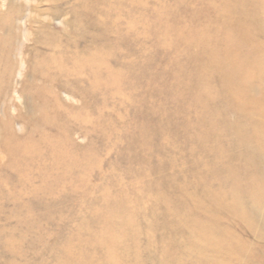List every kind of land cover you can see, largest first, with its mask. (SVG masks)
Instances as JSON below:
<instances>
[{"label": "rangeland", "instance_id": "1", "mask_svg": "<svg viewBox=\"0 0 264 264\" xmlns=\"http://www.w3.org/2000/svg\"><path fill=\"white\" fill-rule=\"evenodd\" d=\"M179 1L0 0V264H101L113 255L124 257L122 264L181 259L183 236L173 238L170 228L163 242L166 230L149 227L148 209L138 218L137 237L121 232L118 247L100 249L93 238L105 223L132 215L133 208L115 214L124 198L158 200L145 187L192 164L167 168L175 158L168 154L172 134L161 135L156 121L168 113L165 123L182 130V145L198 124L194 112L177 110L180 100L171 95L180 49L168 51L155 39L164 7L177 28ZM92 57L93 72L74 69L71 58ZM118 72L132 88L108 82ZM31 148L34 154L23 152ZM56 149L63 160L52 156ZM256 169L264 185V165ZM161 193L177 197L173 188ZM261 211L255 228L263 230Z\"/></svg>", "mask_w": 264, "mask_h": 264}, {"label": "bare ground", "instance_id": "2", "mask_svg": "<svg viewBox=\"0 0 264 264\" xmlns=\"http://www.w3.org/2000/svg\"><path fill=\"white\" fill-rule=\"evenodd\" d=\"M128 1L132 0L117 3ZM177 7L181 11L177 28L169 25L167 19L173 13L164 7L165 15L160 13L155 22V39L168 51H181L176 57L179 66L171 95L180 100L178 111L184 106L185 112L195 113L198 124L184 137L186 144L198 143L200 149L195 152L187 150L185 142L182 145V130L175 123H165L168 113L157 117L160 134H172L168 154L175 158L167 168L175 170L188 161L192 164L174 171L168 181L145 187L155 190L158 200L146 197L134 204L124 198L115 206V214L133 208L132 215L105 223L93 236L94 245L99 249L118 247L115 238L121 232L137 237L141 231L138 218L148 209L149 227L166 230L163 242L170 228L175 231L173 238H184L179 247L181 259L175 264H264V250L259 251L264 247V229L255 228L259 210L264 212L263 175L256 169L264 165V0H180ZM95 60L71 58L77 71L93 72ZM120 63L128 69L132 65ZM119 72L110 73L108 82H127L132 88V81ZM134 138L150 142L147 136ZM177 146L184 148L179 155L173 151ZM33 149L23 152L34 154ZM63 155L58 149L52 154L61 160ZM168 187L176 198L162 195ZM160 216L165 220L156 224ZM167 249L163 250L165 256ZM124 260L106 256L101 264H122Z\"/></svg>", "mask_w": 264, "mask_h": 264}]
</instances>
